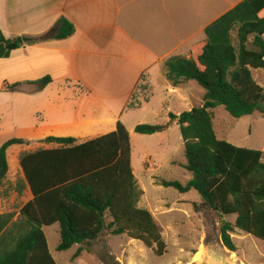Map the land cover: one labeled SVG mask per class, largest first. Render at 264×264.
<instances>
[{
	"label": "trees",
	"instance_id": "trees-1",
	"mask_svg": "<svg viewBox=\"0 0 264 264\" xmlns=\"http://www.w3.org/2000/svg\"><path fill=\"white\" fill-rule=\"evenodd\" d=\"M263 11L264 0H241L205 27V39L192 46L187 57L166 59L162 67L167 82L173 87L195 82L204 90L202 104L178 116L169 114L165 125L134 128L135 134L151 136L173 123L179 126L183 168L192 179L185 185L166 181L159 185L181 194L196 191L202 203L194 204V211L203 208L217 215L220 241L231 253L236 252L230 236L235 230L264 241L263 153L218 139L213 110L222 106L234 119L253 114L264 118V89L251 73L264 70ZM55 27L53 40L67 39L74 31L65 18ZM22 45L21 38L6 39L0 31V59ZM49 83L48 77L38 81L41 88ZM139 87L147 92V102V86ZM139 106L128 102L125 108ZM41 143L54 147L18 156L21 176L12 191L17 197L28 192L30 199L17 212H0V264H56L42 230L55 224L60 227L58 252L88 246L106 231L140 242L156 257L165 254L157 222L138 207L143 192L131 168L129 134L120 122L114 131L85 142L46 137ZM25 144L11 138L0 146V186L8 173L7 150ZM229 217L235 218L233 223L226 220Z\"/></svg>",
	"mask_w": 264,
	"mask_h": 264
},
{
	"label": "crops",
	"instance_id": "crops-1",
	"mask_svg": "<svg viewBox=\"0 0 264 264\" xmlns=\"http://www.w3.org/2000/svg\"><path fill=\"white\" fill-rule=\"evenodd\" d=\"M186 2L0 0V31L6 39L43 36L56 28L60 18H65L74 28L67 39L23 43L8 58L0 59V98L29 101L36 104L31 108L33 112L52 114L50 119L29 121L26 126L17 127L20 134L17 138L40 143L46 137L71 136L85 142L87 138L114 131L117 122L122 124L127 110L141 109L149 102L153 71L163 68V62L171 56L187 57L191 47L197 44L193 39L215 20L204 21L206 10H198L193 0ZM160 75L163 104L167 105L166 100L171 98L189 103L184 87L190 82L173 87L163 73ZM45 77L50 83L41 88L38 81ZM141 83L150 93L147 102L142 100L138 108L126 109ZM8 85L17 87L8 91ZM70 92L72 113L62 118L59 114L65 109L63 100ZM15 94L26 97H14ZM61 94L64 96L59 101ZM188 106L189 111L193 109L191 104ZM102 129L107 130L101 133ZM42 145L45 149L54 147Z\"/></svg>",
	"mask_w": 264,
	"mask_h": 264
},
{
	"label": "rangeland",
	"instance_id": "rangeland-1",
	"mask_svg": "<svg viewBox=\"0 0 264 264\" xmlns=\"http://www.w3.org/2000/svg\"><path fill=\"white\" fill-rule=\"evenodd\" d=\"M183 1L186 2V0ZM237 1L193 0V3L196 2L198 10H206L204 21H207L212 18L217 19L229 7L236 5ZM201 24L202 22L199 23ZM204 39V32H200L193 41L198 43ZM160 73H163V68L153 71L152 97L149 102L141 109L127 110L121 122L129 134L133 175L137 187L143 192L138 207L149 211L157 222L166 245L165 254L162 257H156L151 249L145 248L140 242L131 240L125 235L113 237L106 231L88 246L75 245L66 251L58 252L60 227L55 224L43 227L42 230L49 252L56 264H195L198 253L202 252L201 259L207 251L213 250L222 251L234 264H264V241L235 230L230 236L236 252H229L220 241V220L217 215L203 208H200L198 212L194 211L193 205L202 203L196 191L191 190L181 194L172 188L159 185L161 181L185 185L192 179V174L183 168L185 157L179 126L173 123L165 132L151 136L135 134L134 128L137 125H165L169 121L170 113L188 112V104L198 108L204 96V90L195 82H190L184 87L188 91L186 100L189 103L171 98L166 100L167 105L163 104L162 101L165 98L164 90L160 87L163 81ZM251 73L254 81L264 89V70H252ZM54 88L60 91V88ZM72 94V92L68 93L67 98L63 100L65 109L59 114L62 118H68L72 113ZM147 95V92L139 87L131 96L129 103L140 104ZM15 96L26 97L19 94ZM63 96V94L58 96L59 101H62ZM55 97H57L56 90ZM35 105L25 100L20 102L10 98H0V146L11 138L20 137L17 127H22L29 121L52 118L51 113L33 112L31 108ZM167 107H169L168 110ZM213 116L214 130L218 139L238 148L262 152L261 161L264 163L263 117L253 114L234 119L222 106L213 110ZM106 130L102 129L100 132L103 133ZM88 139L92 138L85 140ZM42 147L41 142H27L25 145L13 146L7 150L8 173L0 186V212H17L30 199L28 192L17 197L12 191L16 180L21 176L18 156L22 152H32ZM234 219L229 217L226 220L233 223ZM78 249L81 252L75 257Z\"/></svg>",
	"mask_w": 264,
	"mask_h": 264
},
{
	"label": "water",
	"instance_id": "water-1",
	"mask_svg": "<svg viewBox=\"0 0 264 264\" xmlns=\"http://www.w3.org/2000/svg\"><path fill=\"white\" fill-rule=\"evenodd\" d=\"M54 34H55V29L44 34L43 36L36 38L24 36L21 38V41L24 44L43 42L51 39L54 36ZM195 264H234V263L230 262L222 251L213 250V251H207L205 255Z\"/></svg>",
	"mask_w": 264,
	"mask_h": 264
},
{
	"label": "bare ground",
	"instance_id": "bare-ground-1",
	"mask_svg": "<svg viewBox=\"0 0 264 264\" xmlns=\"http://www.w3.org/2000/svg\"><path fill=\"white\" fill-rule=\"evenodd\" d=\"M201 253H202V252H200V253H198V254L196 255V257H195V258H196V261L200 260Z\"/></svg>",
	"mask_w": 264,
	"mask_h": 264
}]
</instances>
